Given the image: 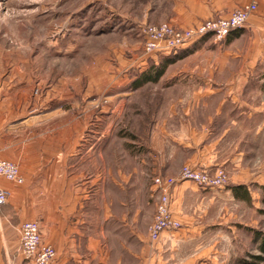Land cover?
I'll return each instance as SVG.
<instances>
[{
    "label": "crops",
    "instance_id": "0c3cea01",
    "mask_svg": "<svg viewBox=\"0 0 264 264\" xmlns=\"http://www.w3.org/2000/svg\"><path fill=\"white\" fill-rule=\"evenodd\" d=\"M208 1L204 10L189 15L194 20L226 16L252 2ZM250 24L252 33L264 42V0H259ZM212 66L198 65L191 68L195 73L188 68L172 76L168 66L154 83V93L140 95V108L156 107L160 117L154 129L150 126V142L145 143V171L176 178L184 165L226 170L241 166L251 132L243 138L244 129L224 108L229 100L242 98L251 79L247 74L218 79L213 73L209 77L198 73L212 71ZM215 66L234 68L224 62ZM196 73L202 76L195 78ZM225 83L243 88L236 95L227 84L228 92L221 94L219 85ZM91 84L93 91L98 79ZM41 87V83L21 85L14 77L0 78V160L15 163L24 178L21 185L0 180V190L9 193L0 207V264L22 263L20 228L25 222L39 223L43 244L56 250L53 264H211L208 254L217 255L214 249L233 242L228 216V206L237 200L233 191L199 189L185 181L171 190V207L182 228L166 232L151 247L148 227L156 211L151 176L117 175L113 152L103 159L102 139L96 132L90 135L84 112L61 105L53 108L51 90L34 94Z\"/></svg>",
    "mask_w": 264,
    "mask_h": 264
},
{
    "label": "rangeland",
    "instance_id": "374dc122",
    "mask_svg": "<svg viewBox=\"0 0 264 264\" xmlns=\"http://www.w3.org/2000/svg\"><path fill=\"white\" fill-rule=\"evenodd\" d=\"M208 2L0 0V78L14 77L20 80L21 85L41 83V89H35L34 94L41 95L42 90H51L53 108L61 105L65 109L76 107L84 112L85 126L90 127L93 133L90 135L96 132L95 136L102 139L103 159L106 160L113 152L117 175L147 172L151 176L156 211L153 220L149 221V232L158 207L159 193L154 182L163 176L145 171L143 166L147 164L148 156L145 143L150 142V126L154 129V122L160 117L156 107L140 108V95L154 93V83L145 86L146 83L139 90L134 86L135 82L149 73L154 75L156 70L151 68L189 47H193L192 52H181L169 65L170 76L188 68L195 73L191 68L210 64H213L212 71L206 69L198 73L203 77L213 73L218 79L231 78L232 74L240 77L247 74L251 82L241 94L242 98L235 102L229 100L224 108L229 116L237 118L245 133L251 132V143L244 145L246 154L242 164L233 170L202 168L210 173L220 168L226 171L227 186L215 190L243 185L248 188L251 199L243 201L236 198V204L228 206L233 242L214 249L218 251L217 255L208 254L206 261L211 264H264V254L259 247L261 240L257 238L259 234L264 235V89L260 87L264 83V42L252 33L249 20L241 30L242 35L234 42L216 43L203 38L195 42L196 45L194 43L179 51L171 49L150 55L145 52V30L164 24L181 32L196 29L212 17L194 20L189 13L204 10ZM177 18L181 21H175ZM185 19L188 20L180 23ZM221 62L234 64V68L214 69L215 64ZM198 73L194 74L195 78L202 76ZM92 79H98V86L93 91L90 88ZM227 84L219 85L221 94L228 92L226 86L231 85ZM231 87L238 92L236 95L243 88L238 84ZM248 133L243 138H248ZM120 197L123 199L124 196ZM171 211L173 213L172 207ZM173 216L183 226L174 213ZM145 218L143 216V220ZM178 230L165 231L157 242L151 241L149 235V245L152 247L160 242L166 232Z\"/></svg>",
    "mask_w": 264,
    "mask_h": 264
},
{
    "label": "built area",
    "instance_id": "2783aa9c",
    "mask_svg": "<svg viewBox=\"0 0 264 264\" xmlns=\"http://www.w3.org/2000/svg\"><path fill=\"white\" fill-rule=\"evenodd\" d=\"M259 0H252L248 5L238 8L229 15L212 17L196 29L181 32L168 24L145 30L147 54L179 51L198 40L211 39L216 43L225 42L230 36L246 27L251 16L258 11ZM214 174V175H212ZM23 184L24 178L19 167L10 161L0 160V180ZM191 181L204 189H224L227 186V174L222 168L214 173L198 167L184 166L176 178L159 177L155 180L158 196L157 215L149 228L151 241H159L165 231L178 230V222L171 211L170 190L178 182ZM9 193L0 190V207L7 203ZM21 264H53L57 253L52 245L43 244L40 225L37 222H25L20 228Z\"/></svg>",
    "mask_w": 264,
    "mask_h": 264
},
{
    "label": "trees",
    "instance_id": "16d2710c",
    "mask_svg": "<svg viewBox=\"0 0 264 264\" xmlns=\"http://www.w3.org/2000/svg\"><path fill=\"white\" fill-rule=\"evenodd\" d=\"M242 34V31H238L236 32L234 35L230 36L227 41L230 42L232 40V38H235V37H239L240 35ZM198 44V43H197ZM196 45V43H195ZM193 47H189L183 51H181L183 54L187 52L190 53L193 51L192 49ZM192 49V50H191ZM180 52V53H181ZM180 53L176 54V55H173V56H169V57H166L164 61L161 62L160 65L154 67V68H151V69H155V74L152 75L151 73H149L146 77H144V79H141L139 81H136L134 86H136V88H139L141 87L142 85L148 83V82H157L164 74L166 68L174 63L176 61V59L180 56ZM260 87H262V89H264V83L260 84ZM231 190L233 191L235 197L239 200H243V201H250L251 199V196H250V192L248 190V188L246 186H243V185H237V186H233L231 187ZM262 190L264 192V187H262ZM264 200V199H263ZM258 240L260 239L261 240V244H260V250L263 252L264 254V235L263 234H259V236H257Z\"/></svg>",
    "mask_w": 264,
    "mask_h": 264
}]
</instances>
